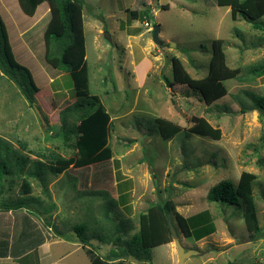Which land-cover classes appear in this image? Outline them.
Returning <instances> with one entry per match:
<instances>
[{"label":"rangeland","instance_id":"obj_1","mask_svg":"<svg viewBox=\"0 0 264 264\" xmlns=\"http://www.w3.org/2000/svg\"><path fill=\"white\" fill-rule=\"evenodd\" d=\"M83 1L89 93L99 98L110 116L113 157L104 167L85 172L74 167L55 176L46 171L42 180L7 176L0 182V202L33 198L34 212L44 216L54 205L49 218L65 240L77 239L81 233L75 228L83 226L93 252L110 257L106 250L114 248L112 254L123 255L133 264H146L123 253L128 247L139 249L133 241L140 230L139 216L172 202L174 217L192 218L206 212L214 227L197 241L187 238L174 220L181 244L198 252L184 264H264V114L241 111L252 106L249 93L264 95V76L250 74L252 67L264 62V31L242 17L232 20L230 9L219 7L215 0ZM16 2L0 0V14L8 25L12 17L15 26L28 27L24 41L34 57L33 77L41 90L30 102L0 70L1 143L10 148L11 159H25L28 167L35 161L50 164L54 154L77 158L80 117L90 108L63 115L77 98L69 74L45 62L44 33L50 15L42 7L32 24ZM136 10L140 16L134 19ZM146 21L153 28L161 27L162 45L153 41V29L144 25ZM215 40H224L227 65L239 69L240 78L227 81L228 94L209 106L188 87L169 86L165 78L173 81L172 59L178 58L193 79H204ZM19 53L27 55L24 49ZM195 118L220 129L221 139L192 134ZM157 119L180 127L181 132L165 140ZM245 172L256 176L258 234L247 229L242 206L208 201L212 187L227 180L237 185ZM25 184L30 185L29 195ZM3 219L5 240L12 243L15 221L7 214ZM117 237L122 241L116 242ZM170 244L173 252L169 246L152 249L148 264H178L174 239ZM139 254L144 259L148 255L145 250ZM71 261L91 264L82 250Z\"/></svg>","mask_w":264,"mask_h":264},{"label":"trees","instance_id":"obj_2","mask_svg":"<svg viewBox=\"0 0 264 264\" xmlns=\"http://www.w3.org/2000/svg\"><path fill=\"white\" fill-rule=\"evenodd\" d=\"M215 1L219 7L230 9L232 20L235 21L242 17L254 29L264 31L262 20L264 18V0ZM17 3L20 11L25 16L31 17L32 24L35 23L34 20L37 21L39 18L38 11L42 10V7L49 10L50 18L44 33L45 62L53 69L69 74L77 98V102L74 103L72 108L64 110L63 115L68 112H81L85 106L90 109L89 112L80 117L78 128L80 136L76 144L77 158L64 159L54 154L49 159L50 164L35 161L32 162L31 167H28L25 159H11L9 157L10 148L7 144L3 145L0 140V182L10 175H27L42 180L46 171L57 176L74 167L81 168L80 171L84 170V172L89 171L91 168L104 167V164H107L113 157L109 146L110 116L100 104L99 98L91 96L89 93V73L82 14L85 2L83 0H17ZM139 7L140 3L137 9ZM144 13L149 16L150 12L144 11ZM132 16L137 19L140 12L138 10L132 11ZM14 23L11 17L8 25L0 14V70L19 87L24 97L32 102L33 96L41 89L33 77L32 70L36 66L34 57H32V53L24 41V35L28 32H25V29L28 27H18ZM21 49H24L27 55L20 54ZM211 51L209 73L204 79H193L178 58L172 59L173 81L165 78L169 86L176 83L188 87L209 106L228 94L227 81L240 78V70L231 69L227 65L224 40H215L212 43ZM250 74L255 77L264 76V62L252 67ZM248 96L251 99L252 106L250 109L242 108V113H248L249 110H252L264 114V95L249 93ZM155 123L158 126L159 134L165 140H170L181 132L180 127L162 119H157ZM194 123L190 130L192 134L211 138L212 140L221 139L220 129L214 128L204 118H195ZM255 180L256 176L254 174L245 172L241 175L237 185L232 181H222L210 189L208 201L242 206L247 229L252 231L253 234H258L261 229L253 196ZM1 190L0 188V199L2 198ZM30 192V185L25 184V194L29 195ZM33 203H35L33 198L24 197L15 201L4 200L0 202V258H18L37 248L48 239V236L44 234V229L53 228L57 236L62 235V232L53 225L51 218H49L54 212L55 206L51 205L53 211L50 214L45 213L46 216H44L38 210L34 212ZM174 213L175 205L172 202H166L164 205L141 214L139 216L140 230L133 237V241L139 246V249L133 251L128 247V250L125 249L123 253L129 255L125 256H137L148 264L151 261L150 253L152 249L172 242L173 235L168 217L171 218L172 223L177 220L179 227L187 238H194L198 241L214 231L213 224L205 217V215L207 216L206 212L192 218H184L179 214L174 217ZM5 214L15 221L12 226H14V232L17 233H15V237L13 236L14 238L12 237V243L5 240L6 233L2 228ZM75 230L81 233L78 236L80 242L84 246L88 245L90 239L88 235L84 234V227L79 226ZM204 233L205 235H203ZM15 240H17V245H15ZM105 240L101 238L102 242ZM120 241H122V238L117 237L116 242ZM143 250L148 253L145 259L142 254H139ZM87 253L91 257L92 264H126L125 257L118 253H114L115 259L108 260L97 256L91 249H87ZM116 260L118 262H114Z\"/></svg>","mask_w":264,"mask_h":264},{"label":"crops","instance_id":"obj_3","mask_svg":"<svg viewBox=\"0 0 264 264\" xmlns=\"http://www.w3.org/2000/svg\"><path fill=\"white\" fill-rule=\"evenodd\" d=\"M1 4L2 3H0V6ZM17 7L19 10V6ZM48 11L49 10H47V12ZM51 230H53V228L44 229V234L48 236V239L44 243L39 245L37 248L33 249L32 251H29L27 254L18 258H0V264H80L79 262L77 263L72 261L68 263L69 258H71V256L75 255L76 253H79L80 250L84 252V254L89 258L91 262V257L87 253V249H91L89 245L84 246V244L80 242L78 237L77 239H71V241L65 240V237H63V235L57 236L55 233H50ZM54 235L56 237H54ZM10 239L13 238L11 237ZM163 246H169L172 252L174 250V247H172L170 243ZM56 247L59 248L57 249ZM65 247H67V249H64ZM101 247L103 246L101 245ZM71 248L74 249L71 250ZM113 249L114 248H109L108 250H106L110 257H103L101 256L102 254L100 255L96 251L94 252L97 253V256L106 260L115 259L114 254H112ZM31 255H34V258H30ZM124 261L125 263L127 262V264H133L132 260L128 261L125 258ZM114 262H118V260Z\"/></svg>","mask_w":264,"mask_h":264},{"label":"water","instance_id":"obj_4","mask_svg":"<svg viewBox=\"0 0 264 264\" xmlns=\"http://www.w3.org/2000/svg\"><path fill=\"white\" fill-rule=\"evenodd\" d=\"M160 32H161V27L158 25L154 26L152 30L153 41L159 46L162 45V41L160 39ZM106 37L110 40V37L108 34H106ZM37 113L41 118V114L38 110H37ZM168 222H169V226H170V229L173 235V239L178 249V264H184L187 259L191 258L194 255H197L198 252L195 250H186L184 246L181 244L178 233L170 217H168Z\"/></svg>","mask_w":264,"mask_h":264},{"label":"built area","instance_id":"obj_5","mask_svg":"<svg viewBox=\"0 0 264 264\" xmlns=\"http://www.w3.org/2000/svg\"><path fill=\"white\" fill-rule=\"evenodd\" d=\"M144 25H145L147 28H149L150 30L153 29V26H152L151 23L148 22V21H146V22L144 23Z\"/></svg>","mask_w":264,"mask_h":264}]
</instances>
